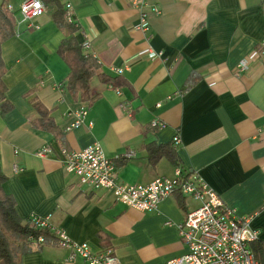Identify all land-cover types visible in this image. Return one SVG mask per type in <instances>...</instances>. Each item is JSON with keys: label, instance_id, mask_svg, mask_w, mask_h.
I'll return each instance as SVG.
<instances>
[{"label": "crops", "instance_id": "1", "mask_svg": "<svg viewBox=\"0 0 264 264\" xmlns=\"http://www.w3.org/2000/svg\"><path fill=\"white\" fill-rule=\"evenodd\" d=\"M5 1L15 19V35L1 45L5 95L13 109L0 114V167L23 223L33 214L50 215L51 225L73 242L93 252L112 248L118 264H163L185 253L177 226L196 206L191 199L183 196V208L173 193L155 211L139 212L65 170L61 148L99 143L120 183L147 184L173 176L176 167L199 174L226 206L249 218L264 243V63L258 54L264 48V0H147L160 13L150 15L145 32L131 0H60L71 6L74 37L84 53L120 83L92 77L89 94L97 99L91 103L66 91L69 68L57 55L64 34L52 9L28 30L19 23L22 0ZM242 60L249 68L236 76ZM190 78L195 81L186 87ZM34 88L62 131V146L32 127L38 113L33 95L24 94ZM82 107H88L84 124L66 130ZM152 120L163 126L151 128ZM149 143L170 144L178 164L162 158L150 166L142 148ZM46 146L50 153L37 156ZM125 152L133 157L122 161ZM30 247L19 264H85L68 261L64 248Z\"/></svg>", "mask_w": 264, "mask_h": 264}, {"label": "built area", "instance_id": "2", "mask_svg": "<svg viewBox=\"0 0 264 264\" xmlns=\"http://www.w3.org/2000/svg\"><path fill=\"white\" fill-rule=\"evenodd\" d=\"M131 5L137 10L140 30L147 31L150 15H158L159 8L150 5L147 0H131ZM6 8L8 11L12 10L8 4ZM64 8L67 21L75 22L71 6L66 4ZM18 12L20 24H25L28 30L37 29L35 20L47 12V7L41 0H22ZM258 54L264 63V48L260 49ZM156 56L155 52L149 54L150 58ZM248 68V61L242 60L236 66L235 75L239 76ZM117 93H120L119 89ZM74 114L76 119L66 130L84 124L88 107H82ZM150 126L158 129L163 124L152 120ZM173 143H179L178 136L173 138ZM50 151L46 146L36 154L45 157ZM59 155L65 170L74 175L81 185L110 191L116 201L139 212L155 211L161 200L176 191L196 203L195 207L187 209L183 221L177 226L180 240L186 246L185 253L163 264H259L250 247V243L257 240L258 233L250 227L249 218L237 215L233 209L226 206L218 193L199 174H184L180 167H176L171 177H156L147 184H127L118 181L116 165L105 155L99 143L77 151L61 148ZM131 157L133 152H125L121 156L126 159ZM20 170L13 166L14 172ZM28 222L34 228L50 235L47 239L43 236H30L32 243L66 249L68 261L81 259L85 264L119 263L112 248L93 252L88 244L73 242L64 230L51 225L50 215L33 214L28 218Z\"/></svg>", "mask_w": 264, "mask_h": 264}, {"label": "trees", "instance_id": "3", "mask_svg": "<svg viewBox=\"0 0 264 264\" xmlns=\"http://www.w3.org/2000/svg\"><path fill=\"white\" fill-rule=\"evenodd\" d=\"M43 4L52 9V19L58 29L64 34V38L57 48V55L65 61L69 68V74L66 77V91L74 98L80 101L94 102L97 96L91 97L89 94V82L92 77L97 76L102 82L114 81L101 71L100 64L93 55L84 53V48L74 37L78 27L76 22H68L66 11L60 0H41ZM15 35V19L13 14L7 10L6 1L0 3V114L5 116L13 109L12 104L6 98L7 87L3 82V76L6 72L4 62L1 57V45ZM190 78L186 87L194 83ZM34 88L24 94L29 97L36 92ZM32 107L38 113V117L33 119L32 127L53 135L54 139L62 146L63 134L55 123L51 110L47 109L37 96L30 97ZM146 151V158L150 166L155 168L160 159L166 158L172 164H178L176 151L170 144L149 143L142 146ZM126 158H122L124 161ZM7 177L2 173L0 167V264H19L23 256L31 252L32 242L29 237L37 238L43 236L49 238L46 231L38 230L31 226L29 222H22V219L16 211V202L11 194L5 192L3 185ZM178 205L184 208V197L179 191L175 192ZM101 241H104L101 235ZM106 247V245H104ZM250 247L258 260L259 264H264V243L255 240L250 243Z\"/></svg>", "mask_w": 264, "mask_h": 264}]
</instances>
